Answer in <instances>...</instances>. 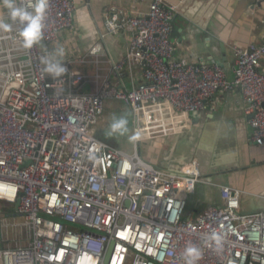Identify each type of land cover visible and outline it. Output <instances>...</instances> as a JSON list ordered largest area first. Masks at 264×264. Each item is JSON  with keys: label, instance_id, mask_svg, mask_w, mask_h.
I'll return each instance as SVG.
<instances>
[{"label": "built area", "instance_id": "1", "mask_svg": "<svg viewBox=\"0 0 264 264\" xmlns=\"http://www.w3.org/2000/svg\"><path fill=\"white\" fill-rule=\"evenodd\" d=\"M46 4L39 42L51 46L72 29L74 2ZM174 11L167 0H151L145 12L103 11L107 33H129L110 69L124 81V69H137V80L118 89L95 77L93 92L80 91L85 75L70 61L63 75L46 73L49 54L39 42L22 47L24 25L0 11L12 26L0 31V216L18 200L23 221L14 225L27 231L23 244L4 245L0 217V264H185L189 245L202 252L197 264H264V210L241 212V192L222 186L218 205L186 218L187 196L200 180L197 159L170 172L139 154L144 141L183 132L217 90L235 86L250 139L264 145V38L235 49L228 78L217 63L173 56ZM108 98L131 113L132 135L139 133L131 152L90 131Z\"/></svg>", "mask_w": 264, "mask_h": 264}, {"label": "crops", "instance_id": "2", "mask_svg": "<svg viewBox=\"0 0 264 264\" xmlns=\"http://www.w3.org/2000/svg\"><path fill=\"white\" fill-rule=\"evenodd\" d=\"M73 25L62 31L54 45L39 42L47 54L63 48L62 63L85 75L80 91L93 92L98 80L107 78L118 89L129 88L137 80V69L123 70L124 81L110 69V61L121 57L128 46V31L106 33L103 11L114 7L130 12H145L151 0H73ZM175 6L171 40L173 56L191 61L219 64L228 78L234 75L235 49L264 38V0H167ZM0 11L7 9L0 7ZM99 47L100 50H96ZM50 50V51H49ZM264 72V55L259 59ZM120 101H104L100 119L90 128L98 139L132 151L129 141L131 115ZM127 119L125 135L107 132L113 119ZM248 118L243 114V101L237 86L217 90L201 111L193 114L190 126L183 132L144 141L139 154L149 163L177 172L191 157L197 159L200 180L194 193L187 196L184 217H192L208 205L220 202V187L238 189L240 211L264 210V145L250 139ZM11 243V246L23 244ZM8 246V244H7Z\"/></svg>", "mask_w": 264, "mask_h": 264}, {"label": "clouds", "instance_id": "3", "mask_svg": "<svg viewBox=\"0 0 264 264\" xmlns=\"http://www.w3.org/2000/svg\"><path fill=\"white\" fill-rule=\"evenodd\" d=\"M0 7L7 9L8 17L13 22H19L24 27L19 31V38L22 40V47L30 49L33 45L37 44L42 35L43 20L45 18L46 0H27L25 4H18L17 0H0ZM0 31L11 32L12 26L4 19L0 18ZM64 56L63 48L56 49L53 53L46 55L42 58V63L45 65L44 71L54 77L63 75L68 69L61 62ZM127 119L121 117L119 119H113L109 130L108 136L113 134L125 135L128 132ZM139 139V133H135L129 136V141L133 142ZM128 167L127 163L124 165ZM182 188V185H178ZM209 240L215 241L219 247L221 237L216 234L208 237ZM185 264H197V261L201 258L202 252L194 245H189L184 250Z\"/></svg>", "mask_w": 264, "mask_h": 264}, {"label": "rangeland", "instance_id": "4", "mask_svg": "<svg viewBox=\"0 0 264 264\" xmlns=\"http://www.w3.org/2000/svg\"><path fill=\"white\" fill-rule=\"evenodd\" d=\"M0 217L3 224L2 235L4 237V245L8 244V246H10L12 242H23L26 237L24 233H27V231L23 225L18 227L14 225L19 222L22 223L23 221V216L16 213L14 204L8 205V208L5 207L2 209ZM21 238H23V240H21Z\"/></svg>", "mask_w": 264, "mask_h": 264}, {"label": "water", "instance_id": "5", "mask_svg": "<svg viewBox=\"0 0 264 264\" xmlns=\"http://www.w3.org/2000/svg\"><path fill=\"white\" fill-rule=\"evenodd\" d=\"M96 50H97V51L100 50L99 47H97ZM175 135H176V134H175ZM18 203H19V201L17 200V201L14 203V207H16V206L18 205ZM110 247H111V245L109 244V249H108V250H110Z\"/></svg>", "mask_w": 264, "mask_h": 264}]
</instances>
